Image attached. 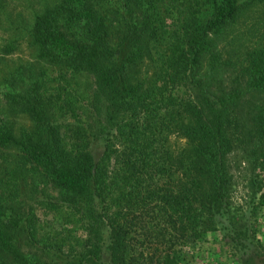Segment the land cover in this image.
<instances>
[{
  "label": "trees",
  "instance_id": "16d2710c",
  "mask_svg": "<svg viewBox=\"0 0 264 264\" xmlns=\"http://www.w3.org/2000/svg\"><path fill=\"white\" fill-rule=\"evenodd\" d=\"M20 1L0 0V264H255L264 0Z\"/></svg>",
  "mask_w": 264,
  "mask_h": 264
},
{
  "label": "rangeland",
  "instance_id": "374dc122",
  "mask_svg": "<svg viewBox=\"0 0 264 264\" xmlns=\"http://www.w3.org/2000/svg\"><path fill=\"white\" fill-rule=\"evenodd\" d=\"M20 3L21 1L19 2V0H9L10 6H12V4H16L18 6L17 7L18 9L20 8L19 6L22 5V4L20 5ZM21 7L24 8V5ZM2 18H4V15L2 12H0V44L2 43L1 41L2 38L7 37V31L3 27V26H6L5 25L6 21ZM260 30H261L260 28H256L254 25H250L246 19L244 20V22L243 21H240L238 23L236 22L235 27L232 30L233 31L232 34H235V33L238 34L239 32V38L243 43L242 46H245V45H251L252 43L256 41V39H259ZM230 43L232 45V48L235 50L237 48L235 46L237 45V41L232 40ZM27 56L28 55L25 52V47L22 46L21 44L19 49L14 50L10 54H7L5 58H13L15 60L17 59L24 60L28 58ZM6 62H9V60H0V70L1 71L6 67L5 65ZM228 167L230 170L231 180H232V186L230 190L231 200L234 204H240L243 202L245 195H246L245 180L248 175L246 162L244 159V154L240 151V149H235L233 150V152L229 154ZM256 219L258 220L255 223V225H257L258 227L254 233V236L258 240L259 239L263 240L264 239V206L262 208V211L258 215H256ZM262 242L264 241H261V243ZM250 245H253L249 249V252H251V255L249 257H247L246 255V257L244 256L241 260L245 261V258H250L249 261L254 262L255 264H261V262L264 260V248H262L259 245L254 246L255 243L250 244ZM220 248L224 249L228 255L232 256L231 260L237 259L238 254L234 253V251L228 245H223V247H220ZM205 264H207L206 261H205Z\"/></svg>",
  "mask_w": 264,
  "mask_h": 264
}]
</instances>
